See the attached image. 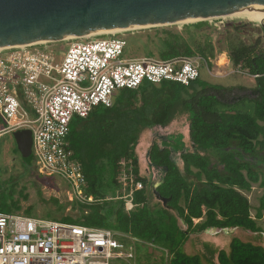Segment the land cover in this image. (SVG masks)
Masks as SVG:
<instances>
[{
	"label": "trees",
	"instance_id": "trees-1",
	"mask_svg": "<svg viewBox=\"0 0 264 264\" xmlns=\"http://www.w3.org/2000/svg\"><path fill=\"white\" fill-rule=\"evenodd\" d=\"M243 27L228 25L217 43L212 40L217 29L207 21L184 25L180 32L154 29L160 60L199 57L210 69L212 61L227 52L233 68L255 78V86L225 87L202 80L200 74L189 86L145 82L139 90L119 91L111 108L99 106L86 119H74L68 145L82 166L85 194L94 202H76L79 217H62L61 222L111 230L151 245L161 252L160 264H264V247L238 238H232L228 250L205 244V254L184 251L192 235L209 230L263 233L258 221L264 218V30L260 28L263 38L248 43ZM183 117L191 150L162 140L149 151L152 164L167 168L157 190L171 199L164 207L153 196L154 182L141 174L137 148L145 132ZM178 153L182 165L175 158ZM22 159L31 173L36 171L32 156ZM123 176L126 186L120 181ZM138 184L141 190H136ZM254 186L263 190L255 217L247 197ZM16 187V182L8 185L0 179V213L36 217L33 207L22 210L28 196L22 189L16 198Z\"/></svg>",
	"mask_w": 264,
	"mask_h": 264
},
{
	"label": "built area",
	"instance_id": "built-area-1",
	"mask_svg": "<svg viewBox=\"0 0 264 264\" xmlns=\"http://www.w3.org/2000/svg\"><path fill=\"white\" fill-rule=\"evenodd\" d=\"M123 33L66 41L70 46L65 54L47 44L0 50V141L30 131L36 172L64 181L70 198L81 204L94 200L85 194L82 166L68 145L73 120L86 119L99 106L111 108L121 90L136 91L145 82L189 86L200 74L190 58H125L128 40ZM120 181L126 186L125 176ZM125 199L131 210L132 194ZM120 236L106 229L0 213V264H110L113 259H133Z\"/></svg>",
	"mask_w": 264,
	"mask_h": 264
},
{
	"label": "rangeland",
	"instance_id": "rangeland-1",
	"mask_svg": "<svg viewBox=\"0 0 264 264\" xmlns=\"http://www.w3.org/2000/svg\"><path fill=\"white\" fill-rule=\"evenodd\" d=\"M207 22L217 29L212 35L214 43H217V41L223 38L222 36L225 35L226 28L231 24H234L235 26H244L243 28L246 32L244 40L248 43L258 37L263 38V34L260 29V22H251L244 17L231 15L220 19L209 20ZM195 23H181L168 26V28L173 31L180 32L182 31V26ZM154 29L155 28H147L125 31L123 36L128 39V47L125 50V58L150 57L151 55L149 52H151L155 59H159L160 48ZM69 46V42L47 44V47H50L53 50L58 49L61 54H65ZM221 46L223 49L225 48V45ZM223 53H226L228 57L227 52ZM192 60L199 67L201 79L212 84L225 87L244 86L248 85L252 79L248 75L242 74L240 70H235L230 61L228 62L229 65L226 67H219L217 65V59L213 60L212 67L209 69L205 61L199 57L192 58ZM2 126L3 125L0 120V128H2ZM160 140H167L174 144H184L185 149H183L185 151H190L191 144L186 118L183 117L180 120L174 121L166 128H155L142 135L141 142L139 144L140 148H142L140 152H142L141 155L143 156L140 168L142 176L150 178L152 182H155L158 175L148 166V161L146 160V150L153 144V142L159 143ZM0 148V179L4 182L6 181L8 185H10V182L17 183L16 198H20L18 193L24 189V194L28 196V200H22L21 206L23 211L33 207V212L36 216L34 218L60 223H63L61 222L62 217H79L80 213L77 205L75 208L73 206V204L77 201H74V199L72 200L68 195V187L65 182L59 178H53L51 182H48L47 180H44V177L40 176L36 171L31 173L22 162L23 159L17 149L13 135H5L2 137L0 141ZM177 149L181 150V147ZM175 158L182 165L179 153L175 154ZM262 195L263 190L258 186H254L252 192L247 194V197L253 207V217H255V211L259 207V199ZM55 200L58 201V204L54 202ZM155 202L156 201H154V203ZM59 206H62L63 210L59 211ZM258 225L263 230L262 236L240 229L235 230L233 233L222 231H216V233H201L199 236L192 235L184 250L189 255H202L206 253V249L204 248L205 244L216 250H228L232 238H238L243 242L254 243L264 247V218L263 220L258 221ZM121 237L126 239L125 241L122 240V243L128 245L126 246V251H131L134 258L130 260L126 258L113 259L110 261V264H160L161 252L159 250L155 249L151 245L136 243V241L127 239L123 235H121Z\"/></svg>",
	"mask_w": 264,
	"mask_h": 264
},
{
	"label": "water",
	"instance_id": "water-1",
	"mask_svg": "<svg viewBox=\"0 0 264 264\" xmlns=\"http://www.w3.org/2000/svg\"><path fill=\"white\" fill-rule=\"evenodd\" d=\"M255 7H264V0H0V50L66 42L99 32L209 21ZM260 25L264 30V22ZM13 138L21 156L31 158V132H16ZM149 157L150 152L148 166L158 175L153 196L166 207L171 199L157 190L165 182L167 168L152 164Z\"/></svg>",
	"mask_w": 264,
	"mask_h": 264
},
{
	"label": "crops",
	"instance_id": "crops-1",
	"mask_svg": "<svg viewBox=\"0 0 264 264\" xmlns=\"http://www.w3.org/2000/svg\"><path fill=\"white\" fill-rule=\"evenodd\" d=\"M222 57H224V59H225V64L224 65H220V60L222 59ZM216 59H217V65L219 66V67H226L227 65H229L228 64V62H229V58L227 57V55H226V53H222V54H219L217 57H216ZM215 59V60H216ZM250 77V76H249ZM252 79L250 80V82L248 83V85H244L245 87H247V88H252V87H254L255 86V78H253V77H251ZM243 86V85H242ZM234 87V86H233ZM162 140H160V142H161ZM141 142V141H140ZM154 143V142H153ZM142 146V145H141ZM151 146L152 145H150L149 146V148L146 150V160H147V154H148V152L150 151V149H151ZM139 148H137V154H138V156H139V161H140V164L142 163V158H143V156L141 155V153L142 152H140L141 150H142V148H140V145L138 146ZM144 149V148H143ZM141 174H142V172H141ZM250 194V193H249ZM252 213V212H251ZM255 215H256V211H255ZM199 222H201V220H195L194 221V223L195 224H198ZM180 226L181 227H183L184 229H186V227H184L183 225H182V222H180ZM236 230H238V229H236ZM216 231H221V230H217V229H215V230H209V231H206V232H203V233H216ZM199 234H201V233H199ZM199 234H195L194 236H199ZM120 238H122L121 236H120ZM127 239H131V238H127ZM132 240H134V239H132ZM121 241V240H120ZM134 241H136V240H134ZM189 241H190V239H189ZM188 241V242H189ZM122 242V241H121ZM188 242L185 244V247H184V249L186 248V245L188 244ZM136 243H137V241H136ZM125 245V244H124ZM126 246H128V245H125V248H126ZM131 250V249H130ZM185 251V250H184ZM126 252H128V251H126ZM131 252V251H130Z\"/></svg>",
	"mask_w": 264,
	"mask_h": 264
},
{
	"label": "bare ground",
	"instance_id": "bare-ground-1",
	"mask_svg": "<svg viewBox=\"0 0 264 264\" xmlns=\"http://www.w3.org/2000/svg\"><path fill=\"white\" fill-rule=\"evenodd\" d=\"M234 16H240V17H244L245 19H247L248 21L251 22H263L264 20V7H255L251 10H245L239 13L234 14ZM124 30H119V31H109V32H99L93 35H98V34H115L117 32H123ZM93 35H89L86 37H90ZM225 64V59L224 57H222V59L220 60V65H224Z\"/></svg>",
	"mask_w": 264,
	"mask_h": 264
}]
</instances>
